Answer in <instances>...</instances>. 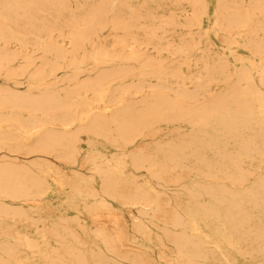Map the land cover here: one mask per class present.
Segmentation results:
<instances>
[{"label": "bare ground", "instance_id": "6f19581e", "mask_svg": "<svg viewBox=\"0 0 264 264\" xmlns=\"http://www.w3.org/2000/svg\"><path fill=\"white\" fill-rule=\"evenodd\" d=\"M67 5L85 11L76 15ZM108 5L191 8L163 18L139 6L108 17ZM13 8L26 14L15 19ZM50 9L58 15H35ZM206 19L234 69L209 53ZM10 23L24 32L47 27L38 44L56 60L34 65ZM58 25L72 28L60 34L71 45L113 30L114 43L94 64L139 67L79 79L77 50L70 59L50 42ZM13 42L26 50L0 47V74L12 81L49 83L73 71L55 88L0 87V264H24L25 250L43 264H264V0H0V43ZM181 64L196 69L183 77ZM58 164L85 172L69 175ZM48 175L66 180L73 195L56 198ZM43 200L62 201V213L81 206L103 223L90 231L80 217L46 221L4 202ZM111 202L133 213L130 225Z\"/></svg>", "mask_w": 264, "mask_h": 264}, {"label": "rangeland", "instance_id": "374dc122", "mask_svg": "<svg viewBox=\"0 0 264 264\" xmlns=\"http://www.w3.org/2000/svg\"><path fill=\"white\" fill-rule=\"evenodd\" d=\"M80 5H67L68 10H72L71 12H74L76 15H82L83 12L85 11L83 8L79 7ZM142 6L144 8H150L151 12L155 13V15L159 16V17H163L166 18L170 13H175V14H179V15H183L185 13V10L188 9L190 10V5H108L107 10H105V14L109 17L111 16L114 12H119V11H125L128 9H132L134 7H139ZM105 7H102L101 10H104ZM13 13L12 16L13 18H20L23 15L26 14V12L19 10V9H15L13 8ZM214 5H211L208 11V15H211L214 12ZM103 12V13H104ZM70 13V12H69ZM38 17H43L46 20H49L53 17H55L57 14V10L55 9H50V12H45L42 14H35ZM209 17V16H208ZM181 20H183V18H181ZM209 24V19H206L205 21V25L207 26ZM82 25H77L75 27H72L74 29H81ZM9 29H11L12 32L19 34L20 36H23L26 38V48H27V52L30 54L29 56H31V58L34 61V65L36 66H40L41 64H43V62L48 61L49 64L53 63L56 60V55L54 54H50L48 56L45 55V52L41 49V46L38 44L39 39H43L45 37V33L47 31V27L45 29H42L41 27H31V29H29L27 32L22 31L21 29H19L18 27H16L14 24L10 23L7 26ZM71 27L65 26V25H58L57 27H55V30L52 33L50 42H52L55 45V49L56 50H62L65 49L67 52V57H70V59L73 57L72 55L74 54L75 50H77V55L74 56L77 58V60L79 61V79H85L88 78L91 74H95L97 72L100 71H104L107 69L112 68L113 66H130V67H139L138 63L135 64H130L128 65L127 63H122L119 61H115L112 63H105V64H100V65H95L93 59L96 57L97 54H99L101 52V50L103 49V47L106 48H111V45L114 43L115 38H116V34L115 32L112 31V36H101L100 38L97 39H93L91 41H85V42H81L79 45H71L68 44V41H62L60 34L61 32H68L69 30L72 29ZM107 28H111L110 24L107 26ZM181 28V27H179ZM206 30L208 31L204 36L205 39L208 40V42L210 43V51L209 53H214L215 55H219L221 56V58H223L225 60V62L228 64L229 68L232 70L236 67V62L234 57L230 54V52L225 49L222 46V43L220 41V37H217L212 29H210L208 26L206 27ZM0 47L4 48L5 50L8 51H20L22 49H25V47H23L22 45H20L17 42H13V43H8L6 45H4L3 43H0ZM78 47V49H76ZM147 51V53L149 55H151L152 57L158 58L157 52L156 50L152 47H144ZM26 50V49H25ZM234 53H239L240 56H247L248 53L244 50H238V49H234L233 50ZM85 54V55H84ZM160 57H163L164 59H170V56L168 55L167 52H162ZM23 61V60H21ZM20 61V62H21ZM19 61H15L13 64H18ZM177 66L180 63V60L178 62H176ZM20 64V63H19ZM239 67V66H238ZM195 70L196 66H192L191 68H189L187 65L185 64H181L180 65V70L181 73L184 76H187L190 74V70ZM73 71V70H72ZM71 70H61L58 72V74L56 75V78L54 80H52L49 83H45L44 81L42 82L41 79L40 81H37L34 85L30 84V83H24L21 84L19 82H15L12 81L10 79H8L6 71L3 70L2 73L0 74V87L3 88H7L9 90H14L16 92H23V91H38V90H43V89H47V88H55L58 87L61 83V80L66 77L71 75L72 73ZM116 85L121 84L120 81H116L114 82ZM214 85V84H213ZM214 88H216V86H214ZM165 132L166 130L163 131V133L161 134L163 136V138L165 137ZM83 150H87V147L85 145L82 146ZM103 150V152L105 151V154L109 155L112 152H115V149L112 147H108V146H100ZM58 167L61 170H65L69 175L72 173V171H76L78 173H83L85 172L84 170H80L79 168L75 169H70L67 168L65 166H61L60 164H58ZM129 173V172H128ZM133 173V172H131ZM135 173V172H134ZM46 180L52 185V187L54 188H58L57 193H54V196L56 198H65V197H69L71 195H73L72 193V189L70 187V185L67 183L66 180H56L54 177L48 175L46 176ZM96 182H98V179H96ZM97 186V185H96ZM47 196V195H46ZM5 203L7 202V204L12 205V206H24L26 208V210L33 212L34 216L36 218H42L43 220L46 221H54L60 217H69V218H77L80 217L81 221L83 224L86 225V227L90 230L93 231V229L95 228V224H102L103 223V218H99L96 219L94 222L85 214L82 212V208L81 206L78 207V210H74L72 208V210L68 213H62L59 211V208L61 207V202L62 201H56L54 202V204H50L51 202L49 200H43L40 204H31V203H21V202H13V201H4ZM112 203V206L117 209L118 211L121 212L124 221L126 222L127 225L131 224V217L133 215V213L126 207H120L118 204L116 203ZM76 209V208H75ZM17 230L26 234L29 239L36 241V242H40V240L37 237V233L31 228V227H25L22 225H18L17 226ZM91 244L96 243V241L92 238V240L90 241ZM21 256L23 257L22 262L24 264H43V261L37 257V256H32L29 255L27 253V250H25Z\"/></svg>", "mask_w": 264, "mask_h": 264}]
</instances>
